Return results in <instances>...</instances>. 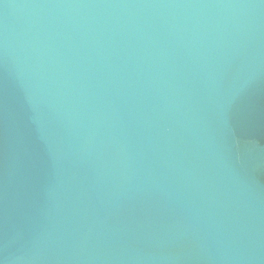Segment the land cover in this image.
Listing matches in <instances>:
<instances>
[{
    "label": "water",
    "instance_id": "1",
    "mask_svg": "<svg viewBox=\"0 0 264 264\" xmlns=\"http://www.w3.org/2000/svg\"><path fill=\"white\" fill-rule=\"evenodd\" d=\"M0 264H264V0H0Z\"/></svg>",
    "mask_w": 264,
    "mask_h": 264
}]
</instances>
